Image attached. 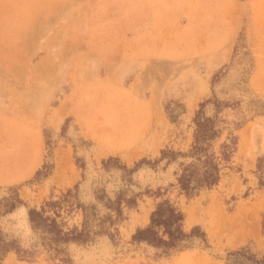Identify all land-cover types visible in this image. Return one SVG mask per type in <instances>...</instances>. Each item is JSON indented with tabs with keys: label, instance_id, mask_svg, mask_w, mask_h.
<instances>
[{
	"label": "rangeland",
	"instance_id": "374dc122",
	"mask_svg": "<svg viewBox=\"0 0 264 264\" xmlns=\"http://www.w3.org/2000/svg\"><path fill=\"white\" fill-rule=\"evenodd\" d=\"M162 203L185 246L134 239ZM0 242V264L264 259V0H0Z\"/></svg>",
	"mask_w": 264,
	"mask_h": 264
},
{
	"label": "trees",
	"instance_id": "16d2710c",
	"mask_svg": "<svg viewBox=\"0 0 264 264\" xmlns=\"http://www.w3.org/2000/svg\"><path fill=\"white\" fill-rule=\"evenodd\" d=\"M203 151L202 147L196 146L195 153L199 155V160L202 159ZM203 163L204 167L200 172L187 168L180 177L182 188L190 194L201 188L210 187L219 180V166L214 162L212 156H207L203 160ZM30 218L35 228L42 229L44 232L55 233L56 241L67 242L74 240L85 242L87 240L83 238L87 234L85 230L75 235L63 233L61 229H58V224L55 220L44 217L41 212L34 209L30 211ZM182 219V214L174 207L169 204L167 205V203H162L153 213L151 224L144 229H139L135 233L134 239L162 246L165 250L185 246L183 242L190 238L195 231L191 235L184 233L181 225ZM161 229H163L162 233ZM166 235L168 236L167 239L164 238ZM13 248V243L0 242V251L7 252ZM230 264H264V259H257L254 255H250L246 251H238L232 253Z\"/></svg>",
	"mask_w": 264,
	"mask_h": 264
}]
</instances>
